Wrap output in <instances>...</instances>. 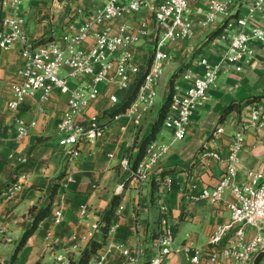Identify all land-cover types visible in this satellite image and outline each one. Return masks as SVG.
<instances>
[{
	"label": "crops",
	"instance_id": "1",
	"mask_svg": "<svg viewBox=\"0 0 264 264\" xmlns=\"http://www.w3.org/2000/svg\"><path fill=\"white\" fill-rule=\"evenodd\" d=\"M105 4L106 0H23L24 28L34 41L60 40L70 32L69 23H80L86 16L102 12ZM141 19L151 28L152 19L146 8L138 14L137 20ZM217 28V24L209 29L198 27L190 40L171 44L173 61L168 67L171 69L177 62L185 66L182 73L190 69L200 72L197 62L201 57L217 60L220 49L213 48L211 39L208 40ZM152 46L153 37L149 36L136 51L137 63L145 66ZM252 49V64L242 72L230 71L220 76L217 86L209 91L207 103L195 112L186 138L173 144L159 163V171L176 172L165 179L163 186L158 185L154 197L152 183H140L124 161L135 162L157 118L153 120L147 113L138 128L127 118L113 122L100 140L81 143L80 157L71 159L59 144V125L68 109L67 95L54 91L43 111H39V96L25 97L18 110L12 111L9 106L14 98L12 87L25 83L22 75L25 60L18 45L0 49V264H12L22 236L33 223L30 209L47 207L57 182L60 187L51 214L29 238L15 264H57L58 257L60 264H75L93 241L104 240L101 226L118 194L122 200L116 210L117 221L106 243L122 246L138 255V260L130 262L116 249L107 264L151 262L157 254L154 232L162 205L168 208L176 242L207 252L209 237L228 221L229 213L224 203L200 200L198 196L204 188L215 187L223 178L227 169L224 160L232 139L241 125L250 121L253 107L264 111V44L255 42ZM195 50H200L197 56L193 55ZM182 73L175 84L184 89L188 84L181 78ZM169 81L160 80L158 90L164 85L168 95ZM110 92V88L102 86L99 99L86 114L106 108ZM118 94L122 99L125 97L124 92ZM232 104L236 108L225 114ZM15 117L22 118L27 125L35 122L25 138L17 137ZM220 127L223 131L218 133ZM244 136L239 181H246L251 171L264 173V126L260 129L248 126ZM156 140L171 142V132L163 128ZM210 152H218L222 160L207 156ZM17 179L22 188L14 195L5 194L6 186ZM227 196L230 198L229 192ZM83 208L87 209L84 216ZM56 211L62 213L58 224ZM167 264L191 263L181 254L170 255Z\"/></svg>",
	"mask_w": 264,
	"mask_h": 264
},
{
	"label": "built area",
	"instance_id": "2",
	"mask_svg": "<svg viewBox=\"0 0 264 264\" xmlns=\"http://www.w3.org/2000/svg\"><path fill=\"white\" fill-rule=\"evenodd\" d=\"M22 2L0 0V49L18 45L25 60V83L12 87L14 98L9 106L16 111L25 97L39 96V111H43L54 91L66 94L68 109L59 125V144L71 159L80 157L81 143L100 140L113 122L127 118L136 128L140 127L153 108L160 80L173 61L169 46L190 40L198 27L218 25L220 33L210 41L213 48L220 49L218 59L201 57L197 62L200 72L190 69L181 75L188 85L182 89L175 84L164 120L171 142L149 143L136 169L134 163L124 161L140 183L155 182L159 187L165 182L158 174L159 163L173 144L186 138L195 112L207 103L209 91L217 86L220 76L249 67L254 57L252 44H264V0H106L102 12L90 14L80 23H69L70 32L60 40L38 41L30 39L25 31ZM144 8L150 12L151 28L143 18L137 20ZM149 36L153 37L154 50L142 66L136 62V51ZM102 86L112 90L107 96L108 106L86 114L99 99ZM118 92H124L125 97L122 99ZM262 115L255 105L250 121L244 122L232 139L223 178L198 196L200 200L224 203L229 213L228 221L209 237L208 251L177 243L168 208L162 205L154 232L157 254L149 264H167L170 255L181 254L191 264H264V173L251 171L246 181L238 180L244 131L248 126L262 128ZM15 122L19 139L28 136L35 126V122L27 125L20 117H15ZM222 131V127L217 130ZM207 156L222 160L218 152ZM21 188L17 179L4 192L11 196ZM86 214L87 209L83 208L81 215ZM61 221L62 213L56 211L55 223ZM116 249L130 262L138 260V255L122 246L106 243L88 264H107Z\"/></svg>",
	"mask_w": 264,
	"mask_h": 264
},
{
	"label": "trees",
	"instance_id": "3",
	"mask_svg": "<svg viewBox=\"0 0 264 264\" xmlns=\"http://www.w3.org/2000/svg\"><path fill=\"white\" fill-rule=\"evenodd\" d=\"M219 33H220V29L214 30L213 32H211L209 34L208 40L214 38ZM172 95H173V89L171 90L168 98L166 99L163 106L161 107V109L158 113L157 119L154 122L151 133L146 137V139L143 141V143L141 145L140 151H139L137 158L133 164L134 169H136L138 167V164L144 158L148 144L151 143L152 141L156 140L157 135L164 128V120H165V117H166L168 110H169V107H170ZM253 100H258V98H255ZM234 108H236L235 104L230 105L226 109L225 114L230 113L231 111L234 110ZM175 172H176L175 169L161 170V171H159L158 174L161 176L162 180H165L169 175L174 174ZM63 175L64 174L59 176V180L62 179ZM59 187H60V183L57 182L53 187V190H52V193L50 196L51 201L47 207L39 208L37 206H34L30 209V215L33 219V223H32V226L28 230H26L24 235L22 236V238H21V240H20V242H19V244H18V246L14 252V255L12 257V261H11L12 264L16 263L19 253L27 244L29 238L37 231V229L40 226V223L51 214L52 204L56 200ZM152 188H153V197H154L155 192L158 188V184L155 182H152ZM121 200H122V196L120 194L116 195L112 200V204H111L110 209L105 214L104 221H103V224L101 226V231L103 233L104 240L102 242L93 241L91 243V246L89 248L85 249L82 256L79 258V260L77 262H75V264H88L89 261L92 258H94L97 255V253L99 252V250L106 244V239L108 237V233L111 230L112 226L117 221L116 210H117V207L120 205Z\"/></svg>",
	"mask_w": 264,
	"mask_h": 264
},
{
	"label": "rangeland",
	"instance_id": "4",
	"mask_svg": "<svg viewBox=\"0 0 264 264\" xmlns=\"http://www.w3.org/2000/svg\"><path fill=\"white\" fill-rule=\"evenodd\" d=\"M203 39L206 40V36H203ZM154 50V46L151 47V51ZM198 53H200V50H195L194 52V56H197ZM193 56V57H194ZM171 65H169L170 67ZM167 68L164 72V75L162 77V81L166 80L168 78L169 81V94L171 92V90L173 89V93L175 91L174 87H175V81L177 80V78L179 77V74L183 72V69L185 68L184 65H181L179 63H174L172 65V68ZM169 94H165V88H164V85L163 87H160V89L158 90V95L156 97V100H155V103H154V106L153 108L148 112L149 113V116L155 120L158 116V113L161 109V107L163 106L164 102L166 101V99L168 98ZM261 122L264 124V111H263V115H262V118H261ZM149 145V144H148ZM148 148V146H147ZM146 153H147V149H146ZM145 153V155H146ZM59 259H61V257H58L57 258V264H60V261Z\"/></svg>",
	"mask_w": 264,
	"mask_h": 264
}]
</instances>
